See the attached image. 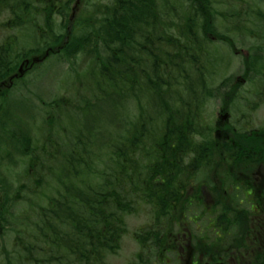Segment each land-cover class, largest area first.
<instances>
[{"label":"trees","instance_id":"trees-1","mask_svg":"<svg viewBox=\"0 0 264 264\" xmlns=\"http://www.w3.org/2000/svg\"><path fill=\"white\" fill-rule=\"evenodd\" d=\"M73 2L0 0L1 29L16 32L0 38V83L17 72L21 61L35 55L48 53V58L71 63L81 54L92 62L88 74L83 73L91 79V96L63 109L58 101L46 106L53 110L57 106V122L64 115L71 129H58L59 144L42 163L36 165L34 155L29 159L30 167H42L41 173L48 177L47 182L39 177L35 186L46 188L52 180L55 193L47 195L43 189L40 197L46 198L45 203H36L32 213L20 207L15 214L25 185L20 184L11 196L10 185L0 176V238L9 232L14 246L3 250V264H104L128 233L127 218L141 206L148 207L152 220L133 234L141 248L135 264H164L167 252L159 244L165 245L164 230L172 227L167 221L189 213L207 215L198 196L188 200L187 181L223 170L227 187L232 181L226 174L233 165L230 157L252 159L249 152L237 153L236 146L216 143L203 112L207 101L216 98L227 107L242 99L251 103L231 76L214 86V78L224 68L216 44L228 52L238 43L248 45L240 75L251 85L260 77L258 91L264 97V54L259 53L264 52V0H96L87 14L70 20ZM217 4L225 7L217 9ZM21 39L32 42L23 48ZM24 78H14L11 88L1 90L0 101L9 99ZM98 101L110 106V115L103 120V125L109 120L108 126L97 121L78 125L75 114L88 104L92 115L89 109ZM129 103L135 118L129 114ZM8 112L1 102L0 142L4 136L19 156H31L35 141L29 127L24 131L5 125L2 118ZM240 145L257 148L251 140ZM1 155L0 149L3 164ZM218 192L220 199L228 198L229 229L246 226L242 214L247 211L235 207V194ZM216 230L210 232L211 247L220 245ZM252 246L256 258L245 263L264 264V242L244 244L247 249Z\"/></svg>","mask_w":264,"mask_h":264},{"label":"rangeland","instance_id":"rangeland-1","mask_svg":"<svg viewBox=\"0 0 264 264\" xmlns=\"http://www.w3.org/2000/svg\"><path fill=\"white\" fill-rule=\"evenodd\" d=\"M95 2L96 0H83L79 6L78 14H87V12L91 9V3ZM216 6L217 9L225 7L223 4H217L215 7ZM76 12L77 11H74V13ZM58 22L59 18L56 17V24ZM229 24L232 25L233 22H229ZM14 32L15 30L2 31L0 26V38H3L4 36ZM31 42L32 41L27 39H21L20 46H23L24 48L26 43ZM222 46L223 45L221 44L215 45L217 53L222 56L224 68L220 70L218 76L214 78V86H216L217 82L222 80L224 77L240 76L241 60L243 57L249 54V47L247 44L240 47L238 43L236 48H232L231 52H228ZM259 53L264 54L262 51ZM91 67L92 62L90 60H85L84 55L81 54L75 57L71 63L67 61H59L57 60L56 56L50 57L43 61L36 70H31L27 73L24 78V83L28 82V86H26L28 87V90L24 86L23 82H19L20 86L15 88L12 96L7 100L4 99V101H0V103L2 102L8 107L9 111L11 110L10 114L8 112L7 115L3 116L2 122H4V124L8 127H13V129L21 128L25 131L27 130V127H29L32 134V139L35 141V151L31 156H19L18 152L14 150L13 145L9 146V144L4 142V136H2L3 143L0 142V149L3 154L1 157L5 159L2 160L3 164L0 163V176L5 178L7 186L10 185L8 191L9 195L13 196L16 193V188L20 184L25 185L21 190L22 197L15 203L16 208L13 210L15 214L20 212V207H23V210L28 212L30 206H33L36 203H45L46 198L40 197V191H43V189L46 190L44 192L47 195H52L55 193L57 188L55 189V182L52 180L50 181L49 186L46 188L41 189V187H38L37 189L30 190L33 188L36 180H38L39 177H43L46 182L48 181V177L45 176V172L43 174L41 173L44 170L42 167H30L29 159H33L35 157L34 163L36 165L42 163L45 155L49 154L51 150L54 151V148L56 147L55 145L59 144L58 139L59 137H62V135L59 134L58 129H71L70 122L64 115H62L61 119L57 122V106L54 110L50 109V106H48V108H46V106L50 102L58 101L60 103L59 108L63 109L68 107L71 103L74 106L78 104L80 105L78 100L82 96H91L92 93L88 91V86L91 83V79L88 76H83L84 72L85 75L88 74L87 71H89ZM38 73L40 75H38ZM81 73L82 75L78 76V74ZM241 86L242 96L246 98V101L251 102V84L242 83ZM64 97H70L72 101H65ZM221 104L222 102H220V98L207 101L205 111L203 112V117L207 118V121L210 124H214L218 118ZM250 106L251 103L248 104L243 99L236 101L232 106V110L230 111V122H243L244 119L241 118L242 115H245V119H249V121L255 126H264V101L259 106L260 108L253 113V110L250 111ZM128 108L130 110L129 114L133 113L130 103ZM87 110L88 104H84L83 110L81 112L78 111L77 115L75 114V117L78 119V125L83 123L85 125L91 126V121L94 123L97 121L102 124V127L108 126L109 120L104 122L107 126L103 125L105 116L110 115V106L107 105V102H96L94 106L89 109L91 110L90 113H92V115H89ZM147 113H149V110L145 112V116ZM131 117L135 118V114H131ZM244 125L247 124H237L236 126L243 127ZM49 138L52 140V142L49 141ZM49 142L52 145H50ZM37 157H39V159ZM7 160H12V162L7 165ZM38 160H40V162ZM27 168L30 170V177L28 175L29 171L27 175L24 173V171H27ZM46 170L47 168H45V171ZM56 172H59L58 167ZM46 173L48 172L46 171ZM23 197H26L25 200H21ZM150 218L151 213L148 207L144 206H141L134 215H131L127 218L128 234L123 236L119 251L116 254L109 255L106 258L105 264H129V262L134 260V256L139 251V248L134 240V237L132 236V233L149 223ZM3 235L4 236L0 238V263L2 258L1 251L7 249L11 250L14 247L12 244V237L9 235V232H5ZM11 253H15V251H12Z\"/></svg>","mask_w":264,"mask_h":264},{"label":"flooded vegetation","instance_id":"flooded-vegetation-1","mask_svg":"<svg viewBox=\"0 0 264 264\" xmlns=\"http://www.w3.org/2000/svg\"><path fill=\"white\" fill-rule=\"evenodd\" d=\"M259 79L260 77L256 76V83L252 84L251 104L257 103V107H250V111L253 110L252 113L257 111L264 101V97L258 91L257 80ZM223 114L227 116L223 117ZM230 117V111H219V116L213 124L215 142L221 145L229 143L236 146L237 153L249 152L253 154L252 159H248V155L230 157L233 165L228 167L229 171L226 174L231 176L232 181L227 187L224 184H228L229 180L223 170L218 171V174L202 177L198 181L195 179L188 181L190 193L199 192L198 199H203L207 205L204 207L202 204L207 215L200 217V213L197 212L191 213L186 219H183L182 215L181 218L167 221L172 227L164 230L165 245L160 243L159 246L165 249V252L171 253V259L164 257V264H212L216 262L247 264L245 262L248 259L255 260L256 255L252 247L249 249L244 247L245 242L250 244L257 241L264 242V126H255L245 118L243 122L233 123L230 122ZM237 124L247 125L242 127L236 126ZM238 130L248 133L242 135V132H237ZM246 140L256 143L257 148L250 149L248 145L241 146L240 143L244 144ZM256 153L259 155L256 156ZM220 156L224 161L226 160V156L223 154ZM220 189L224 194L234 193L237 199L235 207L247 211L242 214L246 218L247 225L239 228L238 231L229 229L230 210L229 207L226 209L228 198L226 199L223 195L220 200L217 196ZM191 200H193L192 197ZM235 216L237 214L234 212ZM211 229H217L219 246L211 247ZM228 238H233V240L225 243ZM212 253H214L213 256H211ZM0 264L3 262L1 261Z\"/></svg>","mask_w":264,"mask_h":264},{"label":"water","instance_id":"water-1","mask_svg":"<svg viewBox=\"0 0 264 264\" xmlns=\"http://www.w3.org/2000/svg\"><path fill=\"white\" fill-rule=\"evenodd\" d=\"M77 3V2H76ZM20 71H21V69H20Z\"/></svg>","mask_w":264,"mask_h":264}]
</instances>
